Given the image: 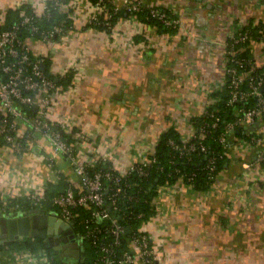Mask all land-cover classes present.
<instances>
[{
	"label": "crops",
	"instance_id": "1",
	"mask_svg": "<svg viewBox=\"0 0 264 264\" xmlns=\"http://www.w3.org/2000/svg\"><path fill=\"white\" fill-rule=\"evenodd\" d=\"M43 1L0 0V23L12 7L29 5L40 14ZM139 1L178 17L179 26L160 29L125 14L107 31L84 25L94 9L90 0H69L72 29L52 40L26 42L48 74L69 79L52 94L47 118L68 133L82 161L103 157L125 170L152 153L168 128L189 139L196 117L224 87L228 34L264 16V0ZM256 43L249 46L261 64L264 51H257ZM17 125L19 151L0 140V200L35 189L45 194L58 182L77 187L68 159L53 155L29 124L19 119ZM238 126L228 134L226 161L209 187L196 190L177 180L157 189L154 212L144 226L160 249L157 264H264V160L256 161L264 145V120L259 116ZM26 237L32 235L13 240ZM10 241L5 240L7 248L0 245V264L44 262L43 249L30 252Z\"/></svg>",
	"mask_w": 264,
	"mask_h": 264
},
{
	"label": "built area",
	"instance_id": "2",
	"mask_svg": "<svg viewBox=\"0 0 264 264\" xmlns=\"http://www.w3.org/2000/svg\"><path fill=\"white\" fill-rule=\"evenodd\" d=\"M92 5L94 9L88 15V21L96 19L99 11H104L106 17L110 16L102 0H96ZM142 5L139 0H122L120 5L113 6V12L118 9L133 11ZM44 8H46L45 0L42 4V9ZM149 12L166 26L175 28L180 24L178 17L157 7H150ZM35 15L39 14L21 12L19 22L0 29V140L13 150L19 151L23 147L22 135L17 125V120L20 119L47 140L53 155L60 154L68 159L78 178V186L68 184L63 190L53 194L51 201L57 206V210H45L71 222L75 228V218L78 213L73 209L87 208V213L78 220L82 230H77V240L81 242L87 240L93 247V255L87 264H157L160 249L154 247L144 227L151 219V215L140 222L135 229L128 225L131 208L127 203L134 198V195L128 191L131 183L126 180V175L130 171L142 176L147 175L154 157L146 156L132 163L124 173L110 164L104 168L90 170L89 166H92L95 160L88 163L77 157L75 145L62 136L63 128L54 125L47 118L52 94L58 88V84L54 77L47 75L41 69L39 58L30 54L26 40L20 38L18 34L20 25H28L33 31H37V25L34 23ZM262 21L264 23V16ZM62 26V23H58L42 30V37L47 40L54 39L63 31ZM239 27L234 28L226 40L229 44L224 58L225 71L228 74L224 81L228 88L227 103L233 104L239 101L241 105L236 110L233 120L226 122L218 135V141L225 146L230 131L242 123H252L264 113V62L258 64L254 57L238 54L237 50L243 51L245 48L241 45L236 50L235 44L244 42L249 37V31L241 30ZM259 32V36L254 40L262 43L264 24ZM261 50L264 51V45ZM250 101L252 103H249ZM245 103L248 105H244ZM33 105L37 106L36 110H32ZM210 116V121L202 122L197 130L194 129L188 142L176 144L169 139V143L179 153L206 152L207 146L201 137L207 132L208 127L216 126L220 119L215 113H210ZM260 137L264 141V136ZM219 156L220 154L211 153L207 157L204 168L209 178L213 176L216 157ZM100 159L106 161L103 157ZM261 160H264V145L256 156V161ZM243 165L248 167L250 163L245 162ZM24 196L37 204L45 195L43 191L35 189L27 191ZM119 202L129 207L126 210L122 209ZM1 210L5 211V209ZM141 216L142 212L136 214V217ZM127 226L130 228L129 231L126 230ZM125 241L128 243V248L121 249L120 246ZM1 244L8 247L5 240L0 241ZM57 256L53 254L52 258L56 259ZM42 264H49L47 255Z\"/></svg>",
	"mask_w": 264,
	"mask_h": 264
},
{
	"label": "trees",
	"instance_id": "3",
	"mask_svg": "<svg viewBox=\"0 0 264 264\" xmlns=\"http://www.w3.org/2000/svg\"><path fill=\"white\" fill-rule=\"evenodd\" d=\"M95 1L96 0H90L91 3H94ZM102 2L107 11L110 12V16L106 17L104 11H99L96 14V19L90 21L87 20L84 25L93 26L95 28L105 29L108 31L112 28L113 22L118 17L124 16L125 14H134L143 21L157 24L160 29L174 28L166 26L157 17L150 14L149 9L150 7L154 6H146L143 4L138 9L133 11L118 9L113 12L114 5L109 0H102ZM68 3L69 0H45L46 8L42 9L41 13L38 16L35 15L34 17V23L37 25V31H33L28 25H20L18 28L19 37L24 40H26L27 38H43L41 31L47 28H51L54 24L58 23L63 24V31L60 34H57L55 38L65 34L68 30L73 28V18L70 15L71 13H69L70 6L65 7V5ZM21 12L33 14V10L29 5H21L20 7L8 8L4 13L3 22L0 23V29L10 27L14 23L19 22ZM263 24V21L259 20L258 22L247 23L239 27V29L241 30L247 29L249 31V37L247 38V40L244 42L236 43L234 46L236 50L241 45L244 46L245 49L243 51L237 50L240 56L253 58L249 44L251 40H254L259 36V30ZM228 45L229 44L227 43L226 50L228 49ZM44 72L47 75L51 76L45 70ZM226 77H228V74L226 75ZM65 78V76L58 77L57 80L55 79L56 83H68L69 79ZM214 93L220 94L217 96L216 101L206 107L204 112L194 120V128L195 130H197L202 122L210 121V113L219 115L220 119L217 122L216 126L208 127L207 132L201 137L202 141L207 146L206 152L202 153L191 151L186 154L179 153V151L169 143V139H172L176 144H182L184 142H188L190 138L187 140H183L179 137L178 132L171 127L163 131L159 135L153 152L148 154V156L154 157V161L148 169V174L142 176L138 175L134 171H130L129 173H127L126 180L131 183L128 191L130 193H133L134 195V198L129 200L127 203L131 208V213L129 214L131 217L129 218L130 220L128 224L131 228L135 229L140 222H142L143 220L145 221L146 219H148L149 215L153 214L154 206L152 204V199L157 193V189L159 187L174 183L175 181L182 178V182L186 184H192L190 186L194 189L204 190L209 187V185L215 179V176L219 169L223 167L226 161V146L218 141V135L222 131L226 122L233 120L235 112L240 107L241 102L236 101L233 104L227 103L228 88L225 82L224 87L220 90L215 91ZM249 103H252V101H250ZM244 105H248V103H245ZM260 117H262V119L264 120V113H262ZM62 136L67 141L71 142L70 136L63 130ZM211 153L216 155L220 154V156L216 157L214 173L213 176L209 178L206 174L204 164L206 163L207 157L210 156ZM107 165H109L108 162L98 158L95 160L92 166H89V169L92 170L104 168ZM180 175L182 177H180ZM138 186L140 187L138 188ZM65 187V184H61L59 182L56 184H49L48 187H46L44 190V198L37 204L32 203L29 199L23 196L9 198L6 203L0 200V208L5 209L6 211H24L30 208L57 210V206L54 205L51 201V196L56 192L63 190ZM119 206H121L122 209L125 210L127 209V207H129L122 202H119ZM12 207H14V210H10V208ZM73 210L78 213V216L75 218V228L76 230H82V225L78 224V220L87 213V208L75 207ZM139 212H142V216L136 217V214H138ZM10 242L14 247L26 248L30 252H34L38 249H43L49 258V264H58V261L55 258H52L54 254V250L52 249V247L44 244L43 240L39 237H26L25 239L12 240ZM87 242L89 244V257L86 254V250L84 249V258L82 264H87L93 255V247L91 246L89 241ZM120 248H128V243L126 241L122 242Z\"/></svg>",
	"mask_w": 264,
	"mask_h": 264
},
{
	"label": "water",
	"instance_id": "4",
	"mask_svg": "<svg viewBox=\"0 0 264 264\" xmlns=\"http://www.w3.org/2000/svg\"><path fill=\"white\" fill-rule=\"evenodd\" d=\"M42 70L44 66L40 64ZM36 105L32 106L36 110ZM239 126H236L238 129ZM129 231V226L126 227ZM73 224L62 219L59 215L48 213L42 208H30L24 211H12V213H0V241L5 239L13 240L19 236H35L42 239L53 240L54 250L61 249L69 238L76 240L72 235ZM64 232L70 233L68 239L63 237ZM63 243V244H62Z\"/></svg>",
	"mask_w": 264,
	"mask_h": 264
},
{
	"label": "flooded vegetation",
	"instance_id": "5",
	"mask_svg": "<svg viewBox=\"0 0 264 264\" xmlns=\"http://www.w3.org/2000/svg\"><path fill=\"white\" fill-rule=\"evenodd\" d=\"M72 235L77 238L78 232L76 228H73V231L71 232ZM70 233L64 232L62 234L63 237H66L68 239ZM31 236V235H29ZM47 242H54L52 239H47ZM84 241L79 240H72L71 238L68 239V241L62 245L61 249L55 250V253L58 255V264H82L83 258H84ZM63 244V243H62ZM53 245H56L55 243ZM52 245V246H53ZM51 246V245H50Z\"/></svg>",
	"mask_w": 264,
	"mask_h": 264
},
{
	"label": "rangeland",
	"instance_id": "6",
	"mask_svg": "<svg viewBox=\"0 0 264 264\" xmlns=\"http://www.w3.org/2000/svg\"><path fill=\"white\" fill-rule=\"evenodd\" d=\"M30 38H27L26 39V42H28V40H29ZM263 45H264V42H262V43H256L255 44V46H256V49H257V51H260L261 49H263ZM113 162V165L115 166V168L119 171V172H121V173H124L125 172V170H123L124 169V167H119L118 165H121V164H118L116 161H112ZM120 163V162H119ZM17 211V210H16ZM7 212H9V211H7ZM14 212V211H13ZM146 225V224H145ZM5 240H8V239H5ZM89 244H88V242L87 241H84V244H83V246H84V249L86 250V254L88 255V257H89V254H88V250H89V246H88ZM35 252V251H34Z\"/></svg>",
	"mask_w": 264,
	"mask_h": 264
}]
</instances>
